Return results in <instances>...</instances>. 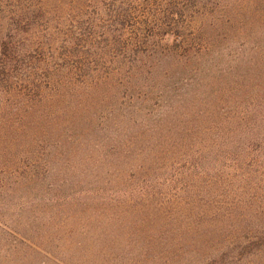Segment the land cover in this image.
<instances>
[{
  "label": "rangeland",
  "instance_id": "1",
  "mask_svg": "<svg viewBox=\"0 0 264 264\" xmlns=\"http://www.w3.org/2000/svg\"><path fill=\"white\" fill-rule=\"evenodd\" d=\"M3 66L0 264H264V0H0Z\"/></svg>",
  "mask_w": 264,
  "mask_h": 264
},
{
  "label": "trees",
  "instance_id": "2",
  "mask_svg": "<svg viewBox=\"0 0 264 264\" xmlns=\"http://www.w3.org/2000/svg\"><path fill=\"white\" fill-rule=\"evenodd\" d=\"M188 1V0H187ZM211 0H195V2H198L199 4H205L207 2H210ZM220 3V2H219ZM209 5V4H208ZM174 20L176 21L175 22V26L177 28H179V17H178V14L177 13H173V16ZM230 17H226V18H223V17H219L217 14L211 12L207 18L205 20H203L199 26V29H198V34L199 35H203V36H207V37H210V33L212 31H215V30H218L222 27H224L226 24L229 23L230 21ZM168 34H171V32H167ZM89 36V35H87ZM86 36V38H87ZM209 45L212 44V40H210L208 42ZM189 45V43H188ZM9 69L6 67V66H3L0 68V88L2 87H5V82H6V77L8 76L9 74ZM1 101V109H0V113L4 112V110L6 109V107L8 106V103L7 101ZM56 106V102H54L53 99H51V97L49 96V93H47V91H45L41 86H39V89H38V111L37 113L41 114V115H45L47 116L49 119H55V116L54 114L52 113L51 115L48 113V112H51ZM47 114V115H46ZM16 120L18 121H21L23 120L24 121V117L22 119V117H19V116H16ZM69 126H65L63 123L62 124H55L54 127L58 130V133H56V140L53 142L54 145H57V146H63L61 143H65L64 141V135H66L68 132H75L72 130V124L69 122L68 123ZM75 134H78V133H75ZM81 136V135H79ZM77 136V137H79ZM87 136V135H86ZM85 137V136H84ZM111 134H108L107 136L104 137V141H105V144L107 143V141H109V143H111V152H117V148H115V146H112V140H111ZM103 141V142H104ZM77 143H80L79 141L76 140ZM88 142V140H84V143ZM82 143V142H81ZM114 148V150H112ZM113 153V154H114Z\"/></svg>",
  "mask_w": 264,
  "mask_h": 264
}]
</instances>
